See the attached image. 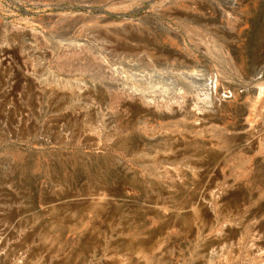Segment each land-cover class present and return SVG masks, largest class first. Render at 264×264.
I'll return each mask as SVG.
<instances>
[{"label": "rangeland", "instance_id": "374dc122", "mask_svg": "<svg viewBox=\"0 0 264 264\" xmlns=\"http://www.w3.org/2000/svg\"><path fill=\"white\" fill-rule=\"evenodd\" d=\"M261 12L0 0V264H264Z\"/></svg>", "mask_w": 264, "mask_h": 264}, {"label": "bare ground", "instance_id": "6f19581e", "mask_svg": "<svg viewBox=\"0 0 264 264\" xmlns=\"http://www.w3.org/2000/svg\"><path fill=\"white\" fill-rule=\"evenodd\" d=\"M210 46V45H209ZM212 47V46H211ZM210 47V48H211ZM210 48H209V50H210ZM212 49V48H211ZM215 49V48H214ZM160 50V49H159ZM165 51V50H164ZM161 52V51H160ZM159 52V53H160ZM212 52L214 53V51L212 50ZM216 52V51H215ZM158 53V54H159ZM164 53V52H163ZM211 53V52H210ZM212 53V54H213ZM211 54V55H212ZM219 54V53H218ZM164 55H166V54H164ZM214 55H216V54H214ZM221 55V54H220ZM217 56V58L219 57L218 55H216ZM221 57V56H220ZM218 58V59H216V60H218L219 62L221 61V62H225L226 60H224V58ZM167 59H171V60H173L174 62H175V64H176V66H178V67H184V66H187V60H185L184 58H183V55H177V54H175V53H168L167 54ZM84 63H82V64H80V65H78V66H76V69L78 70V71H81V72H85V73H88V75H86L88 78H91V77H93V74L91 73V70H92V67H93V63L91 62V60L90 59H88V58H85L84 59ZM170 61V60H169ZM216 63H217V61H216ZM224 64V63H223ZM222 64V65H223ZM224 66H226V65H224ZM226 71V70H225ZM51 80V79H50ZM43 81V80H42ZM54 81V80H53ZM52 81H48V80H45L44 81V86L46 87L47 86V88H49V87H54L53 85L55 84L56 85V87H55V90L56 91H58V92H61V94H67V95H76L77 94V92L79 91H82V97H85V100L87 99L86 97L90 94V91L91 90H89V88H87V87H81L80 85H77V84H74V83H68L67 81H65V82H57V83H51ZM206 82V81H205ZM207 84L209 83V84H212V81H210V82H206ZM205 83V84H206ZM41 84V83H40ZM206 84V85H207ZM208 84V85H209ZM43 86V85H42ZM51 88V89H52ZM209 88V87H208ZM211 88V87H210ZM263 88V87H262ZM262 88H261V86L259 87V88H257V89H259V91H258V94L262 91ZM46 89V88H45ZM264 89V88H263ZM263 92V91H262ZM55 93H57V92H55ZM57 95H59V93L57 94ZM66 95V96H67ZM91 95V94H90ZM63 96V95H62ZM71 97V96H70ZM73 97H76V96H73ZM79 97V96H78ZM90 97V96H89ZM88 97V98H89ZM66 98V97H65ZM135 106V105H134ZM209 177V176H208ZM210 181V180H209ZM205 184H203V186L202 187H205L204 186ZM207 186V185H206ZM207 187H210V186H207ZM206 187V188H207ZM194 188V187H193ZM97 191V190H96ZM202 191V190H201ZM99 192H101V191H99ZM205 192V191H204ZM207 193V192H206ZM98 197V196H97Z\"/></svg>", "mask_w": 264, "mask_h": 264}, {"label": "water", "instance_id": "95a60500", "mask_svg": "<svg viewBox=\"0 0 264 264\" xmlns=\"http://www.w3.org/2000/svg\"><path fill=\"white\" fill-rule=\"evenodd\" d=\"M263 18H264V13L261 12L259 14H256L254 16H252L251 18V26L253 28V31L250 33V36H249V39H248V42H247V46L248 48L246 49V53L249 54L250 53V46L253 44V36H256L258 33V31H263L264 32V21H263ZM259 35V34H258ZM262 62V59L259 58V59H256L252 62H250L249 64V72L250 73H254L256 72V70H258V67L260 66L259 64Z\"/></svg>", "mask_w": 264, "mask_h": 264}]
</instances>
